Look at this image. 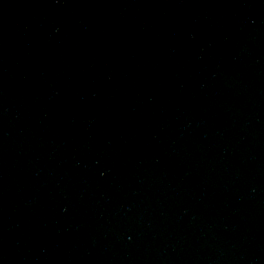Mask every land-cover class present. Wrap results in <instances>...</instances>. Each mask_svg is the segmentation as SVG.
<instances>
[{
    "label": "water",
    "instance_id": "obj_1",
    "mask_svg": "<svg viewBox=\"0 0 264 264\" xmlns=\"http://www.w3.org/2000/svg\"><path fill=\"white\" fill-rule=\"evenodd\" d=\"M0 264H264V0H80L0 187Z\"/></svg>",
    "mask_w": 264,
    "mask_h": 264
}]
</instances>
